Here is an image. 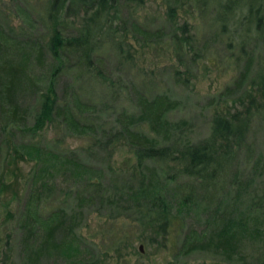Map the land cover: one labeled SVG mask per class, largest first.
I'll use <instances>...</instances> for the list:
<instances>
[{
  "label": "trees",
  "instance_id": "trees-1",
  "mask_svg": "<svg viewBox=\"0 0 264 264\" xmlns=\"http://www.w3.org/2000/svg\"><path fill=\"white\" fill-rule=\"evenodd\" d=\"M122 1L127 3L129 10L132 3L138 5L143 2ZM181 1L162 0L172 54L180 64L183 63L184 53L195 42V35L189 32L190 25L186 21L179 23L176 19V9ZM191 1L202 10H211V22L217 25L220 36L223 35L232 47H237L238 56L244 58L238 78H243L250 59L244 46L251 38L262 37L264 0ZM121 6L120 0H41L38 11L42 20H48L49 28L47 37L42 41H30L27 37L21 41L11 39V35L0 28V112L6 111L10 117L22 116L23 108L18 103L19 99L31 98L38 93L39 105L34 116L33 129L42 128L51 119L59 117L72 129L84 134H94V125L86 123L88 117L84 116L90 115L95 107L103 106V98L96 88L102 86L120 110L113 126L98 129L99 136L94 142L98 146H105L111 138L118 135L125 139L134 168L127 171L128 175L126 172H120L119 175L127 178H117L115 184L111 183L109 189H105L103 196H100V178L92 176L96 170L86 168L73 154L44 165L46 158H43L42 149L38 151L36 147L34 151L41 159V168L47 172L61 173L69 169L76 178L82 180L83 189L87 193L76 196L80 203L90 204L91 200L98 199L100 203H107L117 210L125 202H130L139 224L154 226L165 233L176 225L178 217L196 213L200 209L211 222L207 219L210 224L206 234L200 235V238L195 237L191 243L206 242L229 253L234 244L227 243L226 239L233 237L234 228L241 231L244 228L236 210L239 199V192L236 191L239 190L241 194L243 186L246 187L255 178H259V194H253L248 199L247 208H264V146L255 147L254 143L255 134L264 133V60L258 61L250 77L252 85H255L254 91L249 90L243 98L238 99L235 106L215 109L211 114L206 135L193 141L169 140L172 124L162 118L171 105L167 93L162 91L153 97L146 96L133 83L129 89L136 94L134 103L137 108L136 112H129L124 104V97H127L124 84L113 79L104 69L105 62L98 51L104 43L113 49L116 63L126 65L133 58L132 37L127 36V20L120 13ZM129 24L132 25V34L137 32L142 38L144 35L155 38L154 34L158 35L161 30L151 32L134 18H131ZM9 52H12V57L15 53L16 58L8 57ZM61 71H71L70 75L74 79L84 76L86 84L81 87L83 94L74 91L71 83L73 79L63 81L62 95L57 94L59 91L56 89V77ZM184 72L186 73L185 69ZM34 73L38 76H34ZM181 73L180 69L174 68L173 79L185 82L188 75L181 76ZM140 122H146L152 130L160 127L166 131L168 134L163 137L164 142H158L155 137L138 129L137 124ZM240 156L245 166L247 165L246 169L237 165ZM241 172H246L243 182L237 180ZM84 173L87 174L85 177ZM45 184L41 179L42 190L46 187ZM168 184L173 195L172 200H168L165 193L164 186ZM230 185L235 187L234 194L228 204L218 208V197ZM74 211L63 207L51 211L43 221L40 240L27 249L21 264H40V255L48 256L60 252H65L63 264H96L93 260L75 256L77 253L74 249H77L78 243L73 226L78 214H74ZM36 216L34 212L33 215L28 213L24 217L22 228H25V241V236L32 232L33 221L29 220H36ZM33 229H36V225ZM249 231L256 233L260 228L252 226ZM256 264H264V253L256 260Z\"/></svg>",
  "mask_w": 264,
  "mask_h": 264
},
{
  "label": "rangeland",
  "instance_id": "rangeland-1",
  "mask_svg": "<svg viewBox=\"0 0 264 264\" xmlns=\"http://www.w3.org/2000/svg\"><path fill=\"white\" fill-rule=\"evenodd\" d=\"M120 1V13L127 20V36L133 38V58L126 65L116 63L113 49L104 43L98 50L105 62L104 69L113 79L124 84L127 95L124 104L129 112H136L137 108L134 103L136 94L129 89L133 83L146 96L153 97L162 91L167 93L171 105L162 118L172 124L169 140L193 141L206 135L215 109L235 106L238 99L243 98L249 90L254 91L255 85H252L250 77L258 61L264 60V25L262 37L251 38L244 46L246 54L250 56L249 67L243 78L239 79L244 58L238 56L236 46L232 47L223 35L220 36L217 25L211 22V10L200 9L191 0H182L177 7L176 19L179 23L186 21L190 25L189 32L195 35L193 50L191 48L184 53L183 63L180 64L172 54L162 0H143L138 5L132 3V7L129 6L132 11L130 14L127 3ZM40 2L0 0V28L6 30L11 39L21 41L27 37L30 41L44 40L49 28L48 20L40 17ZM131 18L151 32L161 29L160 33L154 34L155 38L148 35L142 38L137 32L133 35L132 25L129 24ZM7 56L16 58L15 53L12 57V52ZM174 68L182 71L181 76L188 75V79L185 82L173 79ZM61 72L56 77L57 94L62 95L61 83L72 79L74 91L83 94L81 87L86 84L84 76L74 79L70 75L71 71ZM36 74L33 75L38 76ZM96 88L103 98V106L95 107L90 115L84 116L88 117L86 123L94 125V134L72 129L59 117L51 119L42 128L33 129L39 105L38 93L31 98L19 99L18 103L23 108L22 116L10 117L6 111L0 112V264H21L27 249L40 240L43 221L57 207L74 209V214H78L73 226L79 244L74 249L77 253L75 256L93 260L96 264H256V260L264 253V208L249 210L247 202L253 194H259V178L243 186L241 194L239 190L236 191L239 192L236 210L244 228L242 231L237 227L233 229V237H228L226 242L234 244V247L226 253L222 248L206 242L191 243L195 237L206 234L211 222L200 209L196 213L178 217L176 225L165 233L154 226L139 224L130 202H125L117 210L107 203H100L98 199L91 200L90 204L80 203L76 196L87 193L82 180L76 178L69 169L61 173L47 172L41 168V159L34 151L36 147L38 151L42 149L43 158H46L44 165L73 154L86 168L100 171L99 175L95 171L92 173V176L100 178V196H103L105 189H109L111 183L115 184L117 178H127L120 176V172L128 175L127 171L134 168L129 146L121 136L111 138L105 146H98L94 142L99 136L98 129L113 126L120 110L107 95L106 89L102 86ZM137 126L158 142H164L163 137L168 134L160 127L152 130L146 122H140ZM254 139L255 147L264 146V133H256ZM237 165L239 168L247 167L241 156ZM245 173H239L237 180L243 182ZM83 175L85 177L87 174ZM41 179L43 184L46 182L43 190ZM165 188L167 199L172 200L170 184L165 185ZM234 188L231 185L224 188L218 197V208L228 204L235 192ZM81 189L84 191L80 192ZM34 212L36 220H29L33 221L32 232L25 236V241L22 223L25 222L26 214L33 215ZM252 226L260 228V231H249ZM62 253L65 255V252ZM63 254L40 255L39 263L63 264Z\"/></svg>",
  "mask_w": 264,
  "mask_h": 264
}]
</instances>
